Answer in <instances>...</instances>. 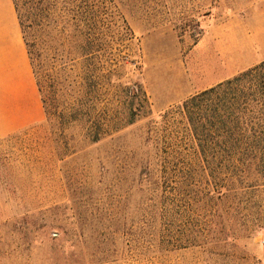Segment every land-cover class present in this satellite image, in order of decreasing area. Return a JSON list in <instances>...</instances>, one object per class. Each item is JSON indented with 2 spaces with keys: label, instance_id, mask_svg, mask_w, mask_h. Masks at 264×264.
Segmentation results:
<instances>
[{
  "label": "rangeland",
  "instance_id": "rangeland-1",
  "mask_svg": "<svg viewBox=\"0 0 264 264\" xmlns=\"http://www.w3.org/2000/svg\"><path fill=\"white\" fill-rule=\"evenodd\" d=\"M102 2L107 50L94 59L85 36L67 28L80 41L70 46L68 34L40 26L29 0L18 1L49 97L58 68L63 106L78 83L93 119H108L112 85L125 120L92 145L76 141L79 131L56 108L49 123L0 140V264H264V182L251 187L264 163L231 179V163L193 156L184 117L164 118L264 63V0ZM164 177L180 191L167 196L157 186Z\"/></svg>",
  "mask_w": 264,
  "mask_h": 264
},
{
  "label": "trees",
  "instance_id": "trees-1",
  "mask_svg": "<svg viewBox=\"0 0 264 264\" xmlns=\"http://www.w3.org/2000/svg\"><path fill=\"white\" fill-rule=\"evenodd\" d=\"M13 1L22 28L19 0ZM101 1L103 4L105 0ZM29 3L41 23L40 26L49 33L68 34V44L73 46L80 41L76 39L74 32L67 30L72 28L75 33H79V36L86 37L89 54H92L94 59L101 53L105 54L107 49H102L105 40L101 24L106 20L107 13L100 5V0H70L65 2L67 6L61 8L60 0H29ZM59 23L64 24L62 32L59 31ZM50 41L55 43L53 37ZM31 63L33 67L32 59ZM65 69L70 68L67 65ZM57 70L58 68L53 79L56 84L53 99L49 97L44 83L37 79L33 69L48 123L53 110L62 108L61 114L66 113L68 116L66 125L79 131L76 141H87L92 145L124 129L125 119L120 107L121 90L111 85L114 96L111 99L112 112L108 119L101 114L102 118L93 119L92 103L83 92V87H78V83H76L77 89L72 85L68 87L71 92L75 90V93L72 96L73 100L63 106L62 99L66 94V87L59 82ZM140 90L142 92L141 88ZM133 93L132 97L135 98L137 95ZM143 96L146 98L145 93ZM176 116L186 119L187 131L181 137L189 143L190 149H193V156L212 159L221 165L231 163L232 165L229 166L231 179L235 173L247 177L253 174V171L257 173L258 166L264 163V63L187 99L177 108L166 112L164 118L171 123ZM169 168L170 163H165L162 171L167 173ZM227 169L228 167H222V173ZM258 173L261 177H257L258 179L251 183V187L261 186L262 183L258 180L264 182V171ZM157 186L165 191L167 196L182 188V184L171 187L165 177L164 181L160 179ZM217 189L222 193L231 191L230 186L223 183Z\"/></svg>",
  "mask_w": 264,
  "mask_h": 264
},
{
  "label": "crops",
  "instance_id": "crops-1",
  "mask_svg": "<svg viewBox=\"0 0 264 264\" xmlns=\"http://www.w3.org/2000/svg\"><path fill=\"white\" fill-rule=\"evenodd\" d=\"M46 118L13 0H0V140Z\"/></svg>",
  "mask_w": 264,
  "mask_h": 264
}]
</instances>
